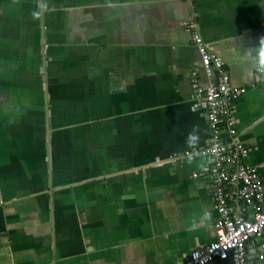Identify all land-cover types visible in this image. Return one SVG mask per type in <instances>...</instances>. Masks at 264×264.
Masks as SVG:
<instances>
[{
	"label": "crops",
	"instance_id": "0c3cea01",
	"mask_svg": "<svg viewBox=\"0 0 264 264\" xmlns=\"http://www.w3.org/2000/svg\"><path fill=\"white\" fill-rule=\"evenodd\" d=\"M193 32L246 88L264 177V0H0V264H182L215 239ZM246 248L264 264V231Z\"/></svg>",
	"mask_w": 264,
	"mask_h": 264
},
{
	"label": "built area",
	"instance_id": "2783aa9c",
	"mask_svg": "<svg viewBox=\"0 0 264 264\" xmlns=\"http://www.w3.org/2000/svg\"><path fill=\"white\" fill-rule=\"evenodd\" d=\"M192 36L205 74L214 77L207 85L193 82L195 98L202 103L209 126L208 143L198 152L213 163L209 190L217 218L215 239L191 250L182 264L215 260L249 264L246 244L264 231V177L255 166L242 161L248 148L235 138V102L246 88L232 85L221 57L210 50L198 32ZM258 257L264 259V253Z\"/></svg>",
	"mask_w": 264,
	"mask_h": 264
},
{
	"label": "clouds",
	"instance_id": "9594fccd",
	"mask_svg": "<svg viewBox=\"0 0 264 264\" xmlns=\"http://www.w3.org/2000/svg\"><path fill=\"white\" fill-rule=\"evenodd\" d=\"M262 54H264V46H261V48L257 52L258 61H264V55ZM259 67L261 70H264V63H259ZM197 139H198V136H196L195 134H189L188 143L194 144Z\"/></svg>",
	"mask_w": 264,
	"mask_h": 264
},
{
	"label": "bare ground",
	"instance_id": "6f19581e",
	"mask_svg": "<svg viewBox=\"0 0 264 264\" xmlns=\"http://www.w3.org/2000/svg\"><path fill=\"white\" fill-rule=\"evenodd\" d=\"M209 188V187H208ZM209 190V189H208Z\"/></svg>",
	"mask_w": 264,
	"mask_h": 264
}]
</instances>
